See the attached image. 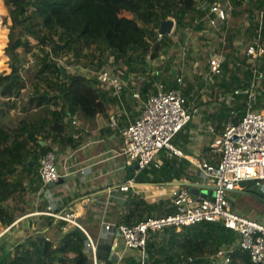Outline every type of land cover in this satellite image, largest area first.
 <instances>
[{
    "label": "trees",
    "instance_id": "obj_1",
    "mask_svg": "<svg viewBox=\"0 0 264 264\" xmlns=\"http://www.w3.org/2000/svg\"><path fill=\"white\" fill-rule=\"evenodd\" d=\"M205 1L212 4L219 0ZM231 2L240 4V0ZM5 4L13 25L6 48L10 72L0 74V222L9 228L20 217L31 213L25 204L27 195H35L45 186L39 172L41 158L53 152V144L76 147L66 132L67 114H78L92 124L109 110L101 100L104 92L99 81L81 74L80 69L71 73L70 67H78V60L83 57L89 62L86 68L100 69L104 55L110 56L114 64L122 61L131 64L134 51L142 55L151 53L155 60L171 41L167 37L156 41L162 23L174 18L178 35L184 25L183 17L197 11V5L194 0H5ZM238 16L234 13L227 17L222 27H234ZM231 45L233 40L226 38L224 49L228 57H232ZM70 55L73 57L67 58L69 66L54 59V56ZM165 69L169 71L168 66ZM201 77L187 82L183 91L186 97L194 91L195 83L199 90L205 88ZM30 80L35 83V91L27 101L21 100L25 117L14 124L10 119L11 109L18 108V100ZM43 83L45 89H41ZM249 83L246 79L233 78L225 91L229 94ZM208 86L211 89L214 84ZM174 88H179L177 82L170 80L166 90ZM246 99V95H234L231 108L224 110V116L234 114V121L238 123L245 114ZM43 132L46 135L39 138ZM48 141L51 145H47ZM151 167L154 168L151 170L160 169ZM140 173L135 182L153 184L154 179H148L147 168ZM152 175L155 174L152 172ZM71 203L67 210L57 206L52 212L72 213L73 200ZM127 205L130 211L124 223L134 225L151 217L152 205L140 196H129ZM47 207L44 201L36 210L45 212ZM173 211L170 207L168 214ZM85 229L91 235L90 229ZM163 233L162 237L161 232L153 233L148 240L150 261L153 259L156 264L162 260L154 254L165 252L167 264H179L182 258L186 259L184 264H209V257L222 247L235 248L231 253L232 264H252L249 253L237 246L238 233L222 224L204 222L180 231L167 228ZM88 242L86 233L79 227L54 216L41 215L36 223H31L28 234L3 251L0 263L93 264ZM114 255L107 259L100 256V259L106 264H141L138 256L119 260Z\"/></svg>",
    "mask_w": 264,
    "mask_h": 264
},
{
    "label": "built area",
    "instance_id": "obj_2",
    "mask_svg": "<svg viewBox=\"0 0 264 264\" xmlns=\"http://www.w3.org/2000/svg\"><path fill=\"white\" fill-rule=\"evenodd\" d=\"M207 9L202 10V15L184 37V51H189L188 43L193 41L199 26L219 28L228 17V9L221 2L212 4L204 3ZM207 10V11H206ZM256 11V10H255ZM260 14L263 12L259 11ZM172 20L173 27L169 32H159L156 41L165 37L173 38L176 35L177 23ZM188 32V31H187ZM178 36V35H177ZM179 38V37H178ZM263 24L260 22L258 35L255 41L248 45L246 55L249 57L253 70V79L243 89H236L230 93L228 101H232L235 95H246V110L242 119L235 123L234 114L227 121L223 132L215 138L211 144L214 160L193 161L194 165L212 186L214 194L207 197L193 196L189 188L177 187L172 191L171 200L174 211L164 216L148 217L134 225L121 223H106L105 231L120 233L121 239L112 244L114 251H135L141 264H149L150 256L147 250L148 240L153 233L164 232L167 228H182L195 226L204 222L222 224L225 228L238 233L237 246L248 252L252 264H264V221H258L244 216L233 210L231 193L240 189L239 183L253 180L257 190L264 191V109L257 110L260 82L264 80V71L261 72L260 62L264 57ZM186 46V47H185ZM188 47V48H187ZM207 85L215 84L216 79L222 76L224 60L219 54H209ZM80 69L81 74L88 78H96L100 88L106 93H115L120 97L123 93L134 91L124 80L118 70L109 65L101 69L95 67L83 68L80 65L73 67ZM181 75L177 81L183 84L185 69L181 68ZM139 98L138 94H134ZM258 98V99H257ZM192 115L189 101L181 88L166 90L163 84L157 85V91L150 95L144 104V108L133 122L120 128V115L113 113L109 117V126L112 129H120L123 139V153L143 170L151 167L160 168L159 155L162 151L169 157H184V153L174 144L175 138L190 123ZM76 125V120H73ZM74 138H78L75 134ZM40 176L44 185L57 182L61 173L54 152L43 156L40 160ZM132 179L119 186L120 192H129L134 189ZM251 187V186H250ZM112 189H108L109 196ZM41 215L54 216L57 219L67 221L82 229L88 237L93 264H106L100 259L98 244L85 230L78 220L76 212L67 215L56 214L52 208L40 212ZM234 247H222L209 257V264H232L231 253ZM119 254L120 252H116ZM122 256V255H121ZM122 258H119L121 260ZM193 259L190 258L189 262Z\"/></svg>",
    "mask_w": 264,
    "mask_h": 264
},
{
    "label": "crops",
    "instance_id": "obj_3",
    "mask_svg": "<svg viewBox=\"0 0 264 264\" xmlns=\"http://www.w3.org/2000/svg\"><path fill=\"white\" fill-rule=\"evenodd\" d=\"M204 5V3H201L197 6L199 13L203 9L208 10V7H204ZM220 29L223 30L224 27L199 26L194 40L200 38V47L195 43L196 45L193 44L189 48V50L191 48L196 51L200 50L199 52L202 54L201 60L204 61V69L198 61L192 63L191 60L193 58L188 59V63H192L197 70L202 68V73L200 72L196 77L202 75L201 82L205 85V90L208 86L205 83L209 70L208 56L211 53L219 54L214 51L209 52V48L217 41L224 40V44L226 41V37H222ZM198 35L200 37H197ZM236 43H239V41H233L234 46ZM167 66H172V68H169V71L166 72L165 68ZM126 67L125 71H120L121 68L119 69V66H114L115 70H118L124 80L138 93L128 91L117 97L115 93H106L101 90L104 92L101 93V100L108 105L109 110L105 114L99 115L92 124L78 114L70 115L68 113L64 119L65 124H67L66 132L72 136L76 147L52 145L61 177H63L64 181L60 184L55 182L54 185H52L53 183L45 185L39 193L35 194L39 196L45 195V203L53 209L57 206H63L67 210L72 205L71 202L73 200L74 212L77 213L79 222L82 223L84 228L90 229L93 237L90 236L98 244L99 253L103 259L110 258L112 253L116 255V252H120L117 254L118 258L126 256L137 257L138 253L135 251H124L122 248H120V251H114L112 244L115 240L121 239V236L118 232L104 230L106 223L123 222L125 215L130 211V207L127 205L129 196H140L152 205L151 217H157L168 214L170 207H172V191L177 187L189 188L190 184H196L201 191H210L212 186L208 184L206 178L194 165L193 161L196 159L201 161L205 159L214 160L211 144L223 132L227 121L233 116L232 114L227 117L223 114L226 108H231V102L228 101L230 93L225 94L224 99L220 101V105H217L213 97L208 96L207 101L205 99L200 100L199 86L195 83L194 91H197L195 93L193 91L187 96L192 119L174 140V144L184 153V157H169L162 151L159 155V160L161 161L160 169H155V171L151 170L154 169L153 167L147 168L150 175L148 179H154L153 184H150L149 181L137 183L135 180L139 178L142 170L135 168L136 163L123 153V139L120 129L110 128V115L118 113L120 115V128H124L139 117L148 97L157 91L158 84H163L166 89L170 80L176 81L178 87L184 91L187 87V82H194L196 77L187 79L184 72L183 84L178 83L177 79L181 75V67H174L170 63L163 69V78L156 80L157 84L152 85L151 82L140 76L141 81L139 82L135 77L136 74L132 70L133 68L131 67L132 69H130L129 65ZM150 68L151 65H148L147 70H150ZM149 85L151 86L147 89ZM204 89L201 90V93L205 91ZM144 91L147 92L144 93ZM134 94H138L139 98H135ZM256 109L263 110L264 105L259 103ZM73 120H76V125L73 124ZM44 134L46 135V132L39 134L38 137L41 138ZM75 134L78 135V138H74ZM47 145H51V142L48 141ZM130 167L134 168L132 180L135 183V187L129 192H120L118 190L119 186L131 179L130 175L132 172ZM152 172L155 175H152ZM109 188L113 191L111 196L108 194ZM254 189L247 186L244 189H238V192L231 193L232 207L233 210L244 216L264 221V201L260 200L263 204L260 206L255 203L259 199H254L251 202V198L255 197L251 194ZM255 191L258 190L256 189ZM237 202L248 204L243 207L241 205V208H239V205L235 204ZM19 219L11 226L9 231L21 225V220ZM28 227L31 230L30 221H28ZM4 232L5 229L0 222V236ZM161 234L160 236L162 237L164 233L161 232ZM24 236L18 235L17 239Z\"/></svg>",
    "mask_w": 264,
    "mask_h": 264
},
{
    "label": "rangeland",
    "instance_id": "obj_4",
    "mask_svg": "<svg viewBox=\"0 0 264 264\" xmlns=\"http://www.w3.org/2000/svg\"><path fill=\"white\" fill-rule=\"evenodd\" d=\"M196 5L198 6L201 3H207L205 0H194ZM246 1L249 0H240V4L236 6L231 0H219V2L222 3V5L228 9L229 14L233 15L234 13H237L239 15L237 24L234 25V27H226L223 30L220 29L222 37L231 38L233 41H239V43H236L231 45V54L232 57H228L226 54V51L224 49V40L223 41H217L216 43H213L211 45L212 47L209 48V52H215L219 53L223 60V73L222 76L216 79V83L214 84L213 88L210 89V87H207L206 90L201 93L200 90V100L205 99L207 101V97H213L217 105H220V101L224 99V95L228 94L225 89L229 86V83L233 78H239L242 81L246 79V81H252L253 79V70L250 66V60L249 57L246 55V49L248 45L252 44L258 35V29L260 27V22L263 20L262 14L260 12H256L254 10L264 11V0H251V2L247 3ZM208 4V3H207ZM241 13V14H240ZM200 13L198 11L195 12H188L182 19V25L181 26V32L178 31L177 34L174 35L173 38H171V41H168L165 48L161 51L159 58L153 60L151 58V53L147 55H142L138 51L133 52L134 60L131 64H127L126 61H122L119 64H114L113 59L110 56L104 55L103 60V66L109 65L111 67L119 66L120 71L127 68L126 66L129 65L130 69L134 70V73L136 74V79L140 82L141 79L139 78H145L146 81L151 82L152 85L157 84L155 81L160 80L164 76L163 69L166 67L167 64H172L174 67L180 66L183 69H186L185 75L187 79H194L197 74L200 72L202 73V68L204 69V61L201 60L200 50L196 51L194 48L190 49L187 53V51H184L185 54H183V44H184V37H186L187 33H189L190 28H193V25L198 20ZM242 16V17H241ZM174 18H172L173 20ZM175 20V19H174ZM176 22V21H175ZM13 25V20L10 17L9 14V8L5 4V0H0V74L1 73H9L10 72V64H9V58L6 55V48L8 44V35L11 31V26ZM188 31V32H187ZM182 36V38H181ZM195 35L192 37L194 38ZM179 37V38H178ZM197 37H200L198 35ZM152 40V37L150 38ZM264 39V38H263ZM197 43L200 47V38H196L193 41H189L188 47H192L193 44ZM196 45V44H195ZM194 45V46H195ZM207 45V44H206ZM186 47V46H185ZM187 47V48H188ZM48 50L51 49V46L47 48ZM52 53V57H53ZM62 56V55H61ZM72 59L73 56H66L63 58H55L54 59L64 63L66 66H69V62L67 61V58ZM193 58L191 62L198 61L199 64L202 66V68H199L198 70L194 67L192 63H188V59ZM170 61V62H169ZM174 61V62H171ZM179 62V63H178ZM30 66L33 65V62L29 63ZM89 62L86 58H81L78 60V65H80L83 68H86L88 66ZM151 65L150 70H147V66ZM193 65V66H192ZM102 66V67H103ZM91 67V66H89ZM101 67V68H102ZM132 67V68H131ZM260 69L261 72L264 71V57L262 58V61L260 62ZM100 68V69H101ZM169 68H172V66H169ZM77 72V70L73 67H70L69 72L74 73ZM133 73V72H132ZM169 75V74H168ZM39 86V85H38ZM35 83L30 80L28 83V86L25 90L22 91L20 99L18 100L19 106L16 109H11L10 112V119L15 124L19 122V120L23 117H25V114L22 112V102L21 100L27 101L30 96L35 91ZM46 84H41V89H45ZM154 89V88H153ZM197 90L194 91V93ZM259 93L258 95V101L255 105V108L259 103L261 105H264V82H260L259 86ZM196 96V94H194ZM228 97V96H227ZM190 98V97H189ZM192 99V98H190ZM35 109L33 110V113H35ZM251 189H254V186L251 185ZM254 192L251 191V194L256 195L257 197H252V200L256 199L258 201H255L257 205H263L260 201L264 199V191L258 190ZM45 201V195H27L26 198V206H28L29 210H31V213H29V216L25 215L22 216L19 220H21V225L15 227L11 231H6L7 228L4 227L5 231L2 236H0V261H1V255L5 249L10 248L12 244H14L18 239V235H26L31 230L28 227V221L31 223H36L37 219L41 216L40 211L36 210L40 204L44 203ZM239 205V208L245 206L248 203L244 202H237L235 203ZM166 253V252H165ZM164 254H154L158 259L162 260V263L159 264H167L166 257L167 255ZM186 259L182 258L181 262H178L179 264H184ZM2 264V263H0ZM149 264H156L155 260L151 259L149 261Z\"/></svg>",
    "mask_w": 264,
    "mask_h": 264
},
{
    "label": "water",
    "instance_id": "obj_5",
    "mask_svg": "<svg viewBox=\"0 0 264 264\" xmlns=\"http://www.w3.org/2000/svg\"><path fill=\"white\" fill-rule=\"evenodd\" d=\"M24 1H27V0H24ZM173 27V22L172 20L170 21H165L162 23V31L163 32H169L171 30V28ZM135 168H138V166L136 165ZM133 170L134 168L133 167H130V171L132 172V174L130 175L131 179H133ZM64 181L63 177H60V179L56 182V184H60ZM254 183L253 180H247V181H242L239 183V187L241 189H244L246 188L247 186H251L252 184ZM55 183H53L52 185H54ZM189 191L191 192V194L195 197L197 196H201V197H207L208 195H213L214 194V191H213V188L211 187L210 188V191H207V190H203L201 191L200 187L196 184H190L189 185ZM233 192H238V190H235ZM232 192V193H233ZM231 199V198H230ZM80 224L82 225V223L80 222ZM11 227L7 228L6 231H9ZM5 231V232H6ZM120 235V233H118ZM99 255H101L99 253Z\"/></svg>",
    "mask_w": 264,
    "mask_h": 264
}]
</instances>
